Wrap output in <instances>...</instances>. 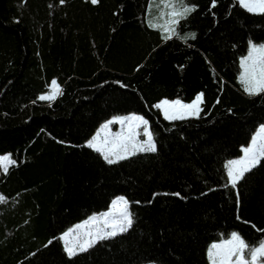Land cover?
Instances as JSON below:
<instances>
[{"label":"trees","instance_id":"trees-1","mask_svg":"<svg viewBox=\"0 0 264 264\" xmlns=\"http://www.w3.org/2000/svg\"><path fill=\"white\" fill-rule=\"evenodd\" d=\"M148 2L0 0V155L15 161L0 173V264H208L207 246L230 233L264 239V160L236 187L224 170L264 124V94L237 82L264 14L184 0L196 10L164 39ZM53 80L62 94L39 100ZM201 93L200 118L155 107ZM126 114L148 121L156 151L109 164L84 144ZM117 197L132 227L67 256L60 235Z\"/></svg>","mask_w":264,"mask_h":264},{"label":"snow or ice","instance_id":"snow-or-ice-1","mask_svg":"<svg viewBox=\"0 0 264 264\" xmlns=\"http://www.w3.org/2000/svg\"><path fill=\"white\" fill-rule=\"evenodd\" d=\"M63 2V0H61ZM93 4L98 3V0H91ZM165 8H171L168 12H161L162 16H167L168 19L163 24H150V27H157L164 35V39H172L173 34L179 36L176 26L180 20L187 19V16L196 10L195 5H188L184 0H160ZM217 0H212L211 7L216 6ZM239 5L245 10L253 14H264V0H237ZM189 37H184L187 39ZM191 39H195V34L190 35ZM241 67L244 69L240 76L241 84L244 91L249 95L264 94V45L257 48L252 46V49L247 57L242 59ZM54 90L48 95H41L39 100L53 101L57 95L62 94V89L57 82H52ZM203 93L197 95L195 99L188 104L182 103L180 100L162 102L164 118L168 120H184L190 117L200 118V113L203 111ZM127 121H138L139 126H144L143 135L146 140L137 141L136 136L139 135L132 125H129L127 135L116 134V138L112 141L105 139L102 144H97V137H93L88 142L87 146L93 150L100 152L107 163L114 164L120 160L128 159L129 156H134L138 152H155L156 143L153 133L148 128V121L137 115L127 117H117L112 121L104 124L103 128L107 129L111 123H123ZM99 136V133H97ZM243 156L236 160H230L225 165L229 183L232 187H236L238 181L244 177L246 172L251 171L261 160H264V125L260 127L257 133L252 137L248 147L242 149ZM114 157V158H110ZM15 161L10 156H0V169L5 173L8 171V166L14 164ZM176 195H179L178 193ZM5 198L0 196V202H4ZM112 217L107 220V217ZM105 218V228H110L111 231H105L103 228H98L96 234L85 232L87 237L78 243L66 241L65 252L69 257H73L78 252H87L94 247L98 240H104L115 237L123 232L128 231L134 223V214L130 211L129 201L124 197H119L112 202V210L102 214ZM97 220L96 216L86 220L83 224L77 225L75 229L66 232L60 237L65 240L71 232L76 229L84 228ZM247 250V252H245ZM209 258L212 264H264V241H261L258 246H250L237 232L231 233V238L224 241L222 244H214L209 249Z\"/></svg>","mask_w":264,"mask_h":264},{"label":"rangeland","instance_id":"rangeland-1","mask_svg":"<svg viewBox=\"0 0 264 264\" xmlns=\"http://www.w3.org/2000/svg\"><path fill=\"white\" fill-rule=\"evenodd\" d=\"M90 1H91V0H90ZM234 1L239 5V3L237 2V0H234ZM184 3H185V2H184ZM185 4H186V3H185ZM239 6H240V5H239ZM240 7H241V6H240ZM241 8H242V7H241ZM243 9H244V8H243ZM170 10H171V8H165L164 5L160 2V0H149L148 5H147V22H148V25L150 26V24H156V25L163 24L164 21H165L166 19H168V17H167V16H162V15H161V12H162V11H163V12H168V11H170ZM244 10H245V9H244ZM245 11H247V10H245ZM247 12H249V11H247ZM250 13H251V12H250ZM152 28L159 30L157 27H152ZM159 31L161 32V30H159ZM161 33H162V32H161ZM173 35H174V34H173ZM163 36H164V35H163ZM262 45H264V44H253V43H251V42H248V43H247V47H246V53H245L242 57L239 58V62H238V63H239V69H240V70H239V73H238V76H237V82H238V84L240 85L242 91H243L245 94H247V93L244 91V88H243V86H242V84H241V81H240V76H241L242 72L244 71V69L241 67V61H242V59H244L245 57H247V56L249 55V53H250V51H251V49H252V46H256L257 48H259V47L262 46ZM53 90H54V88H53V85H52V83H51L50 86L48 87L47 92H46L45 94H43V95H48V94H50L51 91H53ZM198 95H199V94H198ZM57 96H58V95H57ZM196 96H197V95H196ZM196 96H195V97H196ZM195 97H194V99H195ZM194 99H193V100H194ZM193 100H192V101H193ZM41 101H43V102H52V101H48V100H41ZM163 101H165V100H162V101L158 102V103L155 105V107H156L157 105H162V102H163ZM173 101H176V100H173ZM192 101H191V102H192ZM169 102H172V101H169ZM191 102H189V103H191ZM182 103H183V102H182ZM185 104H188V103H185ZM156 108L160 111V114H161L162 118L165 119V118H164V112H163V106H162V107H156ZM132 115H135V114L117 115V116H112V117H110L108 120L104 121L102 124H100V125L98 126V128L96 129V131H95V132L92 134V136L86 141V143L84 144V146H85V147H88L87 144H88L89 141L92 140L93 137H97V141H96L97 144H102V142H103L105 139H107V140H109V141L114 140V139L116 138V134L127 135L128 132H129V125H130V124L132 125V127L134 128V130H135L137 133H139V135L136 136V140H137V141H143V140H146L147 137H145V136L143 135V132H144V130H145V129H144V126L141 125V126L137 127V125L139 124L138 121H131V122H130V121L125 120L123 123H111V124H109V127H108L107 129H104V128H103L104 124L108 123L109 121L114 120V119L117 118V117H127V116H132ZM137 116H139V115H137ZM190 118H194V117H190ZM165 120H167V121H172V120H168V119H165ZM262 125H264V124H262ZM262 125H260V126H258V127L256 128V130H255V132L252 134V136H251V138H250L248 144L240 149V156H239L238 158H233V159H230V160H236V159H239V158H241V157L243 156V151H242V149L245 148V147H248V146L250 145L251 140H252V137L257 133V131L260 129V127H261ZM97 133H99V136H97ZM88 148H89V147H88ZM90 149L93 150L92 148H90ZM93 151H95V150H93ZM95 152L98 153L104 161H106V160L104 159L103 155H102L100 152H97V151H95ZM145 152H147V151H145ZM138 153H141V152H138ZM5 155H6V154H5ZM5 155H0V156H5ZM130 156H131V155H130ZM130 156H129V157H130ZM110 158H114V157H110ZM230 160H227V161L224 163V170H225V174H226V178H227V183H228V185L232 186V185L229 183V178H228V175H227V171H228V170H227V168L225 167V165H226V164L228 163V161H230ZM11 165H12V164H11ZM9 166H10V165H9ZM9 166H8V167H9ZM1 172H4L3 169H0V173H1ZM118 198H119V197L113 199L112 202H113L114 200H117ZM112 202L110 203L108 209H107L105 212H109V211L112 210ZM105 212H102V213L97 214V215H92V216H90V217L87 218L86 220H89V219H90L91 217H93V216H96V217H97V220L94 221L92 224L85 226L84 228L76 229V231H75V232H71V234H70L68 237H66L65 240H61V243H62V246H63V248H64V251H65V243H66V241H70V242H72V243H78V241H81V240L87 238V237L84 236V233H85V232H91L93 235H95V234H96V230H97L98 228H103L105 231H111L110 228H105V218H102V214L105 213ZM106 219H107V220H111L112 217L110 216V217H107ZM86 220H85V221H86ZM85 221H82V222H80V223H78V224L73 225V226H72L71 228H69L66 232H70V230L75 229L77 225L83 224ZM66 232H65V233H66ZM63 234H64V233H63ZM62 236H63V235H62ZM230 238H231V233H230L226 238H224V239H220V240H218V241L211 242V243L207 246V249H206V259H207L208 264H212V261L210 260L209 255H208V253H209V249L212 247V245H214V244H222L224 241H226V240H228V239H230ZM108 239H109V238H108ZM104 240H106V239H104ZM98 241H101V240H98ZM262 241H264V239H263ZM258 245H259V243H258ZM258 245H256V246H258ZM245 252H247V250H245ZM65 253H66V252H65ZM78 253H79V252H78ZM66 255H67V253H66ZM67 256H68V255H67Z\"/></svg>","mask_w":264,"mask_h":264},{"label":"crops","instance_id":"crops-1","mask_svg":"<svg viewBox=\"0 0 264 264\" xmlns=\"http://www.w3.org/2000/svg\"><path fill=\"white\" fill-rule=\"evenodd\" d=\"M160 112V111H159ZM65 233V232H64ZM63 235V234H62ZM62 235H60V237L62 236ZM60 237H59V239H60ZM60 241H61V239H60Z\"/></svg>","mask_w":264,"mask_h":264}]
</instances>
